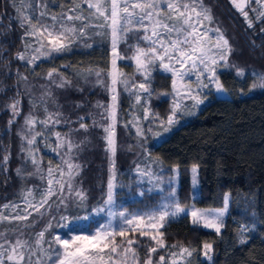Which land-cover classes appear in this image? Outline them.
<instances>
[{
	"label": "trees",
	"instance_id": "obj_1",
	"mask_svg": "<svg viewBox=\"0 0 264 264\" xmlns=\"http://www.w3.org/2000/svg\"><path fill=\"white\" fill-rule=\"evenodd\" d=\"M204 2L232 46L228 67L219 70V78L229 97L211 93L195 117L156 143L154 134L172 109V77L156 70L146 81L136 75L131 64L121 63V67L127 68L129 78L149 83L152 95L146 100L151 114L146 123L148 142L143 149L129 123L134 97L116 90L114 162L117 180L124 185L117 192V198L127 202L132 200L137 191L131 181L134 180L132 170L142 158L151 155L159 159L169 173L174 167L179 169L181 206L221 208L224 196L230 194V214L220 234L194 225L189 215L169 218L161 230L164 247L156 245L148 236H141L139 231L118 236V244L127 239L136 241L132 246L139 264H145L149 254L153 264H158L161 255L165 257L164 264H169L165 261L173 245L189 248L193 252L192 264H209L203 259L204 244L212 245L211 264H264V90L251 87L255 82L253 72H264V16L246 19L232 0ZM44 3L48 13L44 20L48 23H51V15L59 17L79 4L82 9L79 14L87 19L72 22L101 25L84 0H44ZM14 4L18 7V0H0V157L5 150L10 154L7 172H0V208L21 200L28 187L41 185L49 162H61L65 149L57 147V132L62 138L67 137L81 145L72 154L73 162L81 165L73 187L87 196L81 207H77L73 195L68 198L67 208L54 205L47 212L42 210V216L37 213L25 222L6 224L0 231L8 239L19 237L29 241L41 230L47 229L50 233L48 223L57 222L64 213L80 216L100 205L113 159L106 150L104 131L112 123L110 118H105L106 109L113 103L109 76L112 52L110 29L90 26L86 29V37L72 43L70 51L54 53L50 58L36 61L35 66L27 65L26 60L16 59L17 53L25 50L26 38L21 39L25 28L19 26ZM141 35L139 31H131L122 41L119 48L125 58H132L138 43L145 46L144 41L137 39ZM53 68L57 72L49 80L47 73ZM237 69H243L245 76L238 77ZM20 76H26L27 80ZM61 79L69 83L63 88L56 87L53 81ZM46 92L50 94L46 95ZM16 98L21 101L20 115L9 125L12 116L7 106ZM55 113L60 114L61 122H49L47 126L37 123L33 132L39 131L43 135L36 137L32 147L27 145L21 138L25 134V118L31 114L37 121H42ZM81 118L87 125L86 130L80 127ZM29 147L38 149L35 155L40 160V172L35 171L28 158ZM193 165L198 166L197 188L191 182ZM17 168L24 173L22 176L16 175ZM160 199L159 194L146 192L137 202L126 203L130 209L150 210ZM246 223L255 227L245 234L247 243L241 244L239 226ZM75 232H89V229ZM151 247H156L157 251L149 253Z\"/></svg>",
	"mask_w": 264,
	"mask_h": 264
},
{
	"label": "snow or ice",
	"instance_id": "obj_2",
	"mask_svg": "<svg viewBox=\"0 0 264 264\" xmlns=\"http://www.w3.org/2000/svg\"><path fill=\"white\" fill-rule=\"evenodd\" d=\"M248 0H232L233 5L241 12V14L247 19L248 13L244 11V7ZM89 9L94 10V15L103 17L105 24L90 25L87 23H81L76 25L69 23L72 21H85L87 17L79 14L82 9L77 4L75 7L69 9L68 13L63 14L58 20L55 15L50 16L51 23L44 20V17L48 13L44 10L47 5L44 0H33V4L24 3L21 0L19 7H16L19 21V26L25 28L22 40L26 37H32L34 44L30 42L25 43V50L18 52L16 59L26 60L27 65L35 66L36 61L39 59L50 58L54 53L58 54L71 50L72 43L76 42L79 38L86 37V29L90 26L94 27H108L110 29L111 41V69L109 76L111 79V92L113 93L112 105L109 109H106V119L110 118L112 123L104 128L106 133L105 140L107 143V151L111 153L113 159L110 162V175L106 184V189L100 201V205L95 209L99 215L101 213H107L110 218L119 217L121 221V227L119 230L114 228L111 223L99 228L92 235H69L68 238H62L60 235L53 237V242L59 245V249L55 251V259L53 260L51 255H48V260L51 264H104L105 257L101 253H105V250H109L108 259H112V254H117L119 249V255L127 259L129 253L132 254L133 264H136V250L132 247L136 241L127 239L120 244L116 243L115 237H125L130 232L139 231L141 236L150 235L152 241H155L156 245L164 247L163 233L160 231L164 227V222L169 218H175L181 213L185 212V209L176 199L175 187H172L168 191V197L164 199L157 209H152L147 212H135L129 213L127 210L113 211V206L117 203V189L124 187L117 180L115 171L114 156L116 152L115 144V105H116V85L119 77L122 75L117 70V59H123L118 53V42L127 36L129 31L139 30L143 35L137 39L146 43V47L135 46V54L132 59L135 61L137 70L144 76L145 80H148V73L150 71L149 66L158 62L160 68L172 76V89L173 95L176 97L172 102V109L165 121L160 122L159 132L154 134L155 138H161L164 133L170 132L174 124L179 123L181 116L195 115L200 106L208 101V96L212 90L217 94H226L223 83L217 75L218 67H228V56L232 49L229 45L228 39L223 35L220 29H212L206 27L211 24L212 17L210 10L205 7L202 0H84ZM28 8H32L31 12H26ZM264 15V13H261ZM257 19L260 18L258 15ZM249 27L252 26L251 20L248 21ZM26 26V27H25ZM10 30V29H9ZM215 32L214 36L210 33ZM101 33H97L100 35ZM91 47L90 44L87 45ZM187 69V72L185 71ZM57 72V69L53 68L47 73V79L52 80L53 74ZM190 73H195L196 88H192L191 81L186 77ZM19 75V73H17ZM99 76V72L96 73ZM236 75L238 77L244 76L243 69H237ZM259 83L254 82L251 87L256 89L259 87L264 90V74H254ZM20 79L27 80L26 76H20ZM177 81L180 82V87H177ZM124 84L125 91L132 89H139L144 93H147L150 97L149 83H132L129 84L127 80L119 81ZM56 87L63 88L67 83L66 80L53 81ZM203 89H208V92H204ZM46 95L50 93H45ZM184 100L193 101L189 107L185 103L181 102L179 98ZM141 96L136 95V100L139 102ZM21 101L16 98L7 108L11 112L12 119L8 121L9 125L15 122V118L20 115ZM98 107H103L98 105ZM147 118V109H144ZM55 115V119H54ZM59 113L49 114L47 119L37 121L31 114L25 118V134L21 137L26 141V144L31 146L36 143V137L42 136V132H33V128L37 123L47 126L49 122L58 124ZM158 119V118H157ZM80 127L87 129V125L81 118ZM151 131V129H149ZM29 133L31 135H29ZM58 141V148H64L65 152L61 158V164L57 165L56 169L49 164L47 168V187L40 193L39 200H36L33 196L31 189L26 190L24 195L25 212L31 208L33 212L44 215L51 208L49 200L55 196L57 198V207L63 206L67 208L68 198L73 196L76 198L77 207L84 205L87 199L86 194L79 189H74L73 181L81 170V165L76 164L72 160V154L74 149H79L81 145L79 143L74 144L71 139L61 137L59 132L55 133ZM137 135L143 136V131L140 127H137ZM38 149L28 148L27 154L31 161V164L35 166V171L40 172L39 167L40 160L35 155ZM56 151V149H53ZM57 155H61L57 152ZM66 157V158H65ZM10 154L5 150V154L0 157V172H7L8 160ZM153 162H149L143 169L139 163L135 164L134 173L137 177L147 176L151 181L153 177H156V183L159 184L161 178L154 174L150 169ZM158 163V162H155ZM17 176H22L24 173L20 168L16 170ZM174 175L170 179V183L178 180L179 169L173 170ZM56 175L55 184L53 188V175ZM192 177L191 182L193 186L198 183V166L193 165L191 169ZM29 175L32 173L29 172ZM43 178V177H41ZM142 182V181H138ZM154 190L163 191V188L155 189L149 188L148 192ZM143 196L144 191L138 193ZM31 197V199H29ZM229 197L230 194H226L223 198V207L218 209L209 210H192L190 216L194 225H200L206 229H212L217 234L221 233V229L224 227V217L229 211ZM9 207V205H4ZM12 207H20L19 205H13ZM44 210V212L41 211ZM31 212L28 215L18 214L15 217H5L0 215V220L3 219H16L27 220ZM56 219V217H53ZM75 219L87 220V216H76ZM69 217L61 215L58 218V224L61 227H67L66 221ZM52 225L49 222L47 228H51ZM254 224H241L239 226L240 243H247L248 237L245 235L248 232L254 230ZM148 229L153 230L151 233ZM47 230V229H46ZM44 232L41 231L38 234L36 245L38 249H42ZM173 247H176L173 245ZM204 256L211 260L209 255L212 245L204 244ZM51 248V243H49ZM157 251L156 247H151L149 253ZM192 252L187 247L179 248L178 252L172 253L171 264H178L179 260H185L186 257L191 256ZM37 255V251L33 249L32 244L27 239H21L17 237L15 240L8 239L4 233H0V264H24L27 257V264H32L31 257ZM165 257L161 255L158 260V264H164ZM36 264H40L39 258ZM145 264H153L151 255L145 259Z\"/></svg>",
	"mask_w": 264,
	"mask_h": 264
},
{
	"label": "rangeland",
	"instance_id": "obj_3",
	"mask_svg": "<svg viewBox=\"0 0 264 264\" xmlns=\"http://www.w3.org/2000/svg\"><path fill=\"white\" fill-rule=\"evenodd\" d=\"M23 2L24 3H27V4H31L32 0H23ZM121 2H123V0H121ZM238 2H239V0H238ZM202 3H203V5L205 7H207L210 10V14H211V17H212L211 24L208 25L207 22H206V27H210L212 29H216V28L220 29V31L223 33V35L228 39V37H227L226 33L224 32L223 27L221 26V24H219V22L215 20V18L213 16V13H212L211 9L209 8V6L205 4L204 0H202ZM20 4H21V0H18V7L20 6ZM31 11H32V8H28L26 10V12H31ZM244 11L248 13V17L247 18H249V17H255L256 18L258 15L259 16H264V15H261V13H264V0H248L247 4L244 7ZM93 12H94V10H93ZM61 16L57 17V19L59 20ZM97 21H99L101 24H105L106 23L104 21L103 17H98V15H97ZM71 23L76 24L74 22H71ZM76 25H78V24H76ZM133 31H139V30L133 29ZM129 32H131V31H129ZM139 32L142 33V31H139ZM142 35H143V33H142ZM210 35L211 36H214L215 35V32L210 33ZM124 39L125 38H122L118 42V46H117L118 53H119V55L121 57H123V59H120V58L117 59V70L122 75L119 77L118 83L116 85V90H117V92L118 91H124V92L130 93V94L133 95L134 100H135V104L133 106V111H132V113L130 115V122L129 123L132 126V128L134 129L135 135L137 136V138L140 139L139 144L141 145V148L146 149L147 142H148V130H147L148 128L146 127V123H147V121H148V119L150 117V114H151V111L148 108L147 103H146L148 94L142 92L138 88L137 89H132L130 91H125L124 84L121 83V82H119V81L127 80L129 84H132V83H136V84L142 83L139 80H133V78H129L128 72H127V68L121 67V63H128L129 65L131 64L134 67V71H135L136 75L141 76V77H144L137 70V66H136L135 61L132 58L131 59L125 58L120 53L119 46L122 43V41H124ZM25 41L34 44V41H33V38L32 37H26V40ZM228 41H229V39H228ZM138 45H139V43H138ZM229 45H230V47L232 49V46L230 44V41H229ZM139 46L140 47H146V43H145V46L144 45L143 46L139 45ZM231 54H232V51H231V53L228 56V65H229V61H230ZM40 60H43V58L39 59L38 61H40ZM149 68H150V71L148 73V78L156 70H159L160 72L171 76V73L165 72V71H163L160 68L158 62L154 63L153 65H150ZM221 68L222 67H218L217 68V75L218 76H219V70ZM185 71L187 72V69H185ZM245 74L246 73L244 71V76H245ZM253 74H264V72L255 71V72H253ZM254 77H255V82L256 83H259V81L256 79V76L255 75H254ZM186 79L192 82L191 85H190L192 88H196L195 73H190L186 77ZM177 87H180V82L179 81H177ZM259 89L260 88L257 87L254 90H259ZM203 91L204 92H208L209 90L208 89H203ZM211 93L215 94L218 97H229V93L228 92H226V94H217L214 90H212L210 92V94ZM137 94H139L141 96V99H140L139 102H137V100H136V95ZM175 98L176 97H174V95H173V89H172L171 101L173 102V99H175ZM179 100L181 102L185 103L186 105H188L189 107L193 103V101H191V100H184L182 97L179 98ZM203 105L200 106L199 110L202 108ZM145 108L147 109V118H145V115H146V113L144 111ZM199 110L196 111V114L199 112ZM196 114L195 115H187V114H185V115L181 116L180 119H179V123L174 124L172 126L171 131L174 128H176L177 126H179L180 124H183V123H185L187 121H190L193 117L196 116ZM137 127H140L141 128V130L143 131V136H138L137 135ZM161 130L162 129L159 126L157 128L156 132H159ZM170 132L164 133V135L161 138H159V139L155 138V142L156 143H160ZM30 147H32V145ZM149 162H153L150 170L154 174L158 175L161 178L159 184L156 183V177L155 176L153 177V179L151 181L149 180V178L147 176L137 177L135 175V173L133 171L134 169H133L131 174H132V176H134V180H131V181L136 186L137 191L131 197L132 200H128V202L131 201V203H135L139 199H142V197L144 195L143 196H140L138 194L140 191H144V193L147 192L149 194H159L161 196V199L150 210L157 209L158 206L161 203L164 202V199L166 197H168V191L172 187H175L176 199L179 202V198H178V188L180 186V174L178 173V180L174 181L173 183H170V179L174 175L173 170L175 168H177V167H174L173 169H171V171L169 173L168 171L165 170V168L163 167V164L160 162V160L157 159L154 156H151V155H146L138 163L141 165V168L143 169L147 164H149ZM155 162H158V163H155ZM50 163H51V166L54 169H56L57 165H60L61 164V162H55V161L53 162L52 161V162H49L48 163V167H49V164ZM43 176L44 177H43V180H41V185H39V186H34L33 185V186L28 187V189H31L33 191V196L35 197L36 200H39L40 193L47 187V178H48L47 177V169L44 172V175ZM55 180H56V175L54 173V175H53V188L56 187ZM197 180H198V176H197ZM138 181H142V182H138ZM198 183H199V181H198ZM198 183L195 186L196 188L198 187ZM120 184L123 185V183H120ZM131 186H132V184H131ZM149 188H155V189L163 188V191L161 192L159 190H154L152 192H148V189ZM120 189L121 188H118L117 189V192ZM29 199H31V197ZM116 199H117V203H116V205L113 206V209H112L113 211L119 212V211L127 210L129 213L147 212V211H149V209H144V210H141V209H139V210L138 209H130V208L127 207V203H128L127 200H124L123 199L122 201H120L118 198H116ZM56 200H57V198L55 196H53V197L50 198L49 204H51V208L54 205H57ZM6 205H9V207L6 208V207L3 206L2 208H0V215L5 216V217H10L11 218V217H15L18 214L28 215V212H31V215H29L28 216V219H27V220H29V219H31V217H33L35 214H37L36 212H33L31 208L28 209V212H25L24 211V209L26 207L25 202H24V196L22 197L21 200L16 201V202H13V203L6 204ZM13 205H19L20 207L14 208V207H12ZM229 206H230V197H229ZM182 207L185 209V212L184 213H181L180 215H189V216H190V212L192 210H194V209H196V210L218 209V208H203V207H198L196 205H191L189 207H184V206H182ZM95 209H93L89 213H86L84 215H80L81 217L87 216L88 217L87 220H84V219H75L76 215L74 213L73 214L64 213L63 215H66V216L69 217V220L66 221L67 227H61L58 224V221H57V222H55V223L52 224V225H54L56 227L55 229L53 228V226L51 228H48L49 230H52L50 233H48L46 230H41V231L44 232V237H43V242H42V249H38L37 248V245H36V241L38 239V234L41 231L38 232L37 234H35L34 236H32V238L29 240V243L32 244L33 249L37 251V255H33L31 257L32 264H36V261H37L38 258L40 260V264H51V261L48 260V255H51L52 258H53V260L56 258L55 257V251L54 250L59 249V245H57L56 243L53 242V237L55 235H60L62 238H68L69 235H92L99 228H101L104 225L109 224V223H111L114 228H116L117 230H119V228L121 227V221H120L119 217H116L114 219L113 218H110L107 215L106 212L105 213H101V214L98 215L96 213ZM42 210L43 209H41V211ZM229 214H230V209H229L228 213L226 214V216L224 217V222H225V220H226V218L228 217ZM190 218H191V216H190ZM27 220H23V221L16 220V219H3V220H0V231L2 230L3 226L6 225V224L18 223V222H25ZM191 220H192V218H191ZM166 222H167V220L164 222V226H165ZM84 228L85 229H89V232H75V231H79V230L84 229ZM162 229H160V231ZM208 230H212V229H208ZM222 230H223V228L221 229V231ZM147 231H149L151 233L153 230L148 229ZM145 236L150 237V235H145ZM117 237L118 236L115 237L116 243L118 242L117 241ZM49 243H51V248H49ZM179 248H181V247H170L169 248L168 257L166 258V261L165 262H168L169 264H171L172 253L173 252H178ZM204 251H205V249H203V259L206 260V261H208L209 264H211L212 263V254H213L212 249H211V251L209 253V255L211 256V260H208L204 256ZM108 252H109V250L106 249L105 250V253H101V255H103L105 257L104 264H133V259H132V254L131 253L128 254L127 259L125 260L124 257H122V256L119 255V249H118V253L117 254H112V259H108ZM192 258H193V252H192L191 256L186 257L185 260H179L178 261V264H192ZM24 264H27V257L25 259ZM136 264H139L138 258H137Z\"/></svg>",
	"mask_w": 264,
	"mask_h": 264
}]
</instances>
